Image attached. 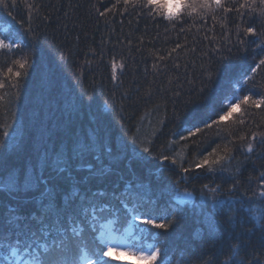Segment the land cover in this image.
<instances>
[{"label": "trees", "instance_id": "16d2710c", "mask_svg": "<svg viewBox=\"0 0 264 264\" xmlns=\"http://www.w3.org/2000/svg\"><path fill=\"white\" fill-rule=\"evenodd\" d=\"M8 2L11 5V0ZM27 2L35 5L31 25L39 38L35 52L28 48L22 52H0V80L5 83V87L0 89V96L4 97L0 100V133L3 125L11 124L19 134L15 139L10 135L4 141V146L0 147V171L7 168L23 173L32 168L37 149L41 147L42 132L45 138L51 135L58 144L73 138L108 134L118 145L122 137L127 139L136 135L152 141L153 156L145 161L129 157L117 162L115 153L109 157L106 149H101L100 160L113 171L102 183L93 179L90 186L93 189L113 190L121 173L125 180L133 178L129 165L135 178L151 181L153 186L161 188L174 184L181 175L186 176L181 188L196 195L180 206L183 211L179 224L168 230L170 235L161 237L166 239L169 264H203V260L211 254H203L211 243L207 217L216 213L217 209L225 210L215 216L223 232L224 248L230 242H236V233L228 230L226 223L230 206L214 205L210 194L207 197L198 195L204 184L210 187L220 184L227 195L233 183L229 173L209 172L202 168L183 174L178 166L168 161H157L154 157L161 153L176 156L178 162L189 167L219 145L220 154L234 157L230 165L224 162L225 166L233 172L236 167H241L240 172H235L239 191L251 196L257 190L259 174L264 172V148L259 146V136L254 144V153H248L246 146L251 142L252 132H264V106L253 108L241 105L221 126L187 141L179 137L187 135L191 122L187 118L174 121L173 111L185 116L184 101L189 96L196 97L205 80L203 73L209 65L220 67L219 79L210 87L214 96L217 93L227 96L225 104L249 93L254 98H258V93L264 94V68L258 70L254 79L247 84L240 83L243 72L251 75L248 70L259 56L253 52L256 47L252 43L254 37L241 36L245 40L241 46L236 36L238 24L241 27L255 25L259 30L258 12L250 16V9L247 8L227 14L216 10L206 11L203 18L200 13H193L191 16L183 15L179 20L168 21L155 14L154 10L153 15H148L149 9L140 5H129L125 11L122 0L119 4L117 0ZM243 2L224 0L227 6L234 8ZM113 4H117L116 10L106 17L98 16L96 8L104 11ZM256 7H260L258 0ZM9 10L11 16L0 6V29L6 30L12 26L24 33L27 27L24 0H17V6ZM213 15L216 20L212 19ZM21 21L25 23L21 25ZM177 44L181 47L176 48ZM173 48H176L175 52H172ZM243 48L248 49L247 53ZM170 52L171 56L168 55ZM25 56L32 57V67L28 69V78L21 82V94L17 100L11 95L14 90L9 88L11 77L7 74V68L12 67L14 72L23 71L12 61ZM160 57L165 59L161 60ZM220 57H230L231 60L222 61ZM113 60L124 64L118 80L112 79ZM88 97H92L91 102ZM81 100L83 103H80ZM215 107L219 109V102ZM242 113L245 124L233 123ZM165 116L167 119L161 127L158 121ZM240 136H247V139L241 140ZM226 147L231 152L226 153ZM95 157L96 153H90L86 158L76 160L71 170L85 184L89 183L86 177L90 171L86 165L100 166ZM119 186L122 187V182ZM70 190L66 187L65 193L60 194L58 199L61 203ZM16 204L20 206L22 214L37 211L39 207L36 200L29 198H0V212ZM242 231L236 230L237 233ZM242 238L249 246L258 242V236L252 233L244 232ZM135 243H142L146 249L148 245L158 242L143 236ZM219 259L232 264L226 256L221 255ZM136 262L133 261V264H143ZM0 264L8 262L0 258Z\"/></svg>", "mask_w": 264, "mask_h": 264}, {"label": "snow or ice", "instance_id": "6c2138e0", "mask_svg": "<svg viewBox=\"0 0 264 264\" xmlns=\"http://www.w3.org/2000/svg\"><path fill=\"white\" fill-rule=\"evenodd\" d=\"M24 3L27 9V27L24 33L12 26L6 30L0 29V52H22L25 48L35 52L36 42L39 39L31 26L35 5L28 3L27 0H24ZM119 3L121 0H117V4ZM122 3L125 11L129 5L133 7L140 5L141 8L149 9L148 15H153L154 10L155 14L168 21L179 20L183 15L191 16L193 13H200L203 18L206 11L221 10L227 14L247 8L250 9V16L251 13L258 12L261 25L259 30L255 25L236 26L238 43L241 46L245 44L241 36L254 37L252 43L256 47L253 52L259 56L258 61L248 70L251 75L243 72L240 83L247 84L254 79L258 70L264 68V0H258L259 8L256 7L257 0H251V3L249 0H244L237 8L227 6L224 0H175V2L122 0ZM117 4H113L110 8L106 7L104 11L96 8V12L98 16L106 17L108 13L116 10ZM0 6L11 16L12 12L9 8L16 7L17 0H11V5L8 0H0ZM243 15L241 13V17ZM44 19L47 20L48 17L45 16ZM212 19L216 20V16L213 15ZM20 23L23 25L25 22ZM180 47L181 45H176V48ZM176 48H173L172 52H175ZM242 50L245 53L248 51L247 48ZM168 55L171 56V52ZM253 58L255 59V56ZM160 59L163 60L165 57ZM220 59L226 62L231 60L230 57H220ZM31 61V56L12 61L23 71L14 72L12 67L7 68V74L11 77L9 88L14 90L11 95L17 100L21 94V82L28 78V69L32 67ZM111 67L112 79L115 80L116 69L123 68L124 64L123 62L117 64L113 60ZM176 67L178 68L179 65ZM228 67L230 68V64ZM203 74L205 80L202 81L203 86L198 90L196 97L189 96L184 101L185 116L173 111L174 121L187 118L191 122L187 135L179 137L183 141L221 126L240 109L241 105L253 108L264 106V94L259 93L258 98H254L249 93L225 104L227 96L220 93L214 96L210 87L218 81L220 67L209 65ZM4 87L5 83L0 80V89ZM3 99L4 97L0 96V100ZM91 100L92 97H88V101ZM217 102L220 105L218 110L215 107ZM80 103L83 101L81 100ZM243 115L244 113L233 123L245 124ZM165 119L167 116L158 121L161 127ZM10 135L15 139L19 134L11 124L3 125L0 147L4 146V141ZM257 136H259V146L264 148V132H252L251 142L246 146L248 153L255 152L254 144ZM239 139L246 140L247 136H240ZM151 143L150 140L132 135L127 139L122 137L121 142L115 145L110 135L94 134L91 137L73 138L71 141H61L58 144L51 135L45 138L42 132L41 147L37 149L36 162L32 168L23 173L7 168L0 171V198H29L36 200L39 205L37 211L27 214L20 212L18 204L7 206L5 211L0 212V258L8 264H109V261L118 260L122 254H126L143 264H169L166 239L161 237L170 235L168 230L179 224L180 213L183 211L180 206L194 199L196 195L186 188H181V182H186V176L181 175L174 184L161 188L153 186L151 181L135 178V173L129 165L133 178L125 180L121 173L117 187L113 190L93 189L90 186L93 179L102 183L113 171L100 160L101 149H106L109 157H113L115 153L114 158L117 162L129 157L137 161H145L147 157L153 156ZM218 148L219 145L212 148L189 167L178 162L176 156L161 153L154 158L178 166L183 174L203 168L209 172L229 173L233 178L227 195L224 194L220 184L214 187L204 184L198 194L202 197L210 194L214 205L230 206L227 209V228L236 233L234 235L236 242H230L225 249L223 232L219 222L215 221V216L225 210L217 209L216 213L210 214L207 217V226L211 243L203 254H211L207 255L203 264H227V260L219 259L221 255L231 260L232 264H264V172L259 174L257 190L251 196L247 192L241 193L239 180L235 177V172H240L241 167H236L233 172L230 167L225 166L224 162L230 165L234 157L220 154ZM225 152H231V149L226 147ZM90 153H96L95 158L100 162V166L86 165L90 171L89 176L86 177L89 183L85 184L77 179L71 170L75 167L76 160L84 159ZM65 173L68 175H64ZM121 182L122 187L119 186ZM66 187L71 190L64 195L61 203L58 197L61 193H65ZM29 193L32 195L29 196ZM220 196L225 198L219 199ZM248 224L251 227H245ZM237 229L243 231L237 233ZM244 232L257 235L258 242L249 246L242 238ZM135 233L140 235L137 236ZM143 236L158 243L148 245L146 249L141 244L129 243L131 240L139 241Z\"/></svg>", "mask_w": 264, "mask_h": 264}, {"label": "rangeland", "instance_id": "374dc122", "mask_svg": "<svg viewBox=\"0 0 264 264\" xmlns=\"http://www.w3.org/2000/svg\"><path fill=\"white\" fill-rule=\"evenodd\" d=\"M116 63L120 64V62H116ZM122 70H123V68H117L116 69L115 75H116L117 79H115V80L119 79L120 73L122 72ZM129 243L134 245L133 242L129 241ZM133 250H135V249H133ZM133 261L136 262V261H139V260L135 259L131 255L122 254L118 260H111V261H109V263L110 264H127V262H130V264H133ZM136 263H138V262H136Z\"/></svg>", "mask_w": 264, "mask_h": 264}]
</instances>
